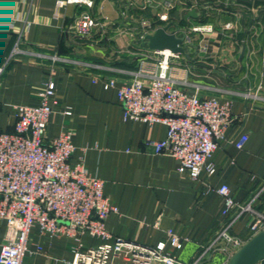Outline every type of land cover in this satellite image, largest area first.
Listing matches in <instances>:
<instances>
[{
  "label": "crops",
  "instance_id": "obj_1",
  "mask_svg": "<svg viewBox=\"0 0 264 264\" xmlns=\"http://www.w3.org/2000/svg\"><path fill=\"white\" fill-rule=\"evenodd\" d=\"M58 1L0 0L16 17L14 29L0 45V64L5 67L0 80V131H15L13 107L36 105L43 82L53 76L56 103L46 140L73 132L75 152L70 165L83 161L88 174L104 182V196L118 209L106 221L107 231L115 239L147 246L165 242L169 234L188 238L181 252L168 251L183 263L192 262L224 221L217 190L229 186L242 203L264 178V0H88L92 8L70 5L63 9L57 8ZM167 3L174 8L169 21L161 23L158 16L167 11ZM194 9L198 18L186 19ZM122 12L129 16L122 17ZM84 15L90 20L82 21ZM229 22L236 25L235 30H225ZM150 23L155 27L148 30L150 35L167 25L170 32L180 30V38L194 27L214 30L203 38L188 32L191 43L185 45L190 58H172L169 70L181 91L233 102L234 122L211 159L216 174L204 176L206 185L179 173L175 158L154 155L146 146L149 141L164 140L166 126L124 122L117 91L104 89L109 78L124 83L140 71L149 74L158 69L162 58L129 36L135 30L131 26ZM20 36L28 54L13 56ZM134 43L139 49L127 50ZM55 54L67 62L54 64L49 58ZM247 92L260 100H245L242 95ZM68 111L70 116L65 114ZM242 135L248 141L238 150L234 142ZM255 207L264 212L261 204ZM7 230L0 220V251ZM260 232L250 215L233 227V234L246 243ZM99 243L88 236L83 239L85 247ZM75 245L66 237L34 229L23 264H70ZM217 257L223 259L220 264L229 262V256L218 253L209 264Z\"/></svg>",
  "mask_w": 264,
  "mask_h": 264
},
{
  "label": "built area",
  "instance_id": "obj_2",
  "mask_svg": "<svg viewBox=\"0 0 264 264\" xmlns=\"http://www.w3.org/2000/svg\"><path fill=\"white\" fill-rule=\"evenodd\" d=\"M70 5L92 8L93 2H57L58 9ZM165 6L167 11L158 16L161 23L169 21V13L174 8L171 3ZM121 15L124 18L129 16L126 12ZM88 20V15L82 17V21ZM15 24L13 11L0 2V45ZM140 26L142 33L139 41L142 42L155 27L153 23ZM224 28L232 31L236 25L229 22ZM190 31L213 33L214 30L211 26H201L185 31L183 36L188 44L191 43L188 36ZM177 32L178 35L181 33L180 30ZM22 44L20 36L13 56L28 54ZM166 52L154 51L162 58L155 72L145 74L140 71L135 79L124 83L109 78L104 89L117 91L124 122H139L150 127L156 124L166 126V138L149 141L146 146L152 149L154 155L175 158L180 164L179 173L188 174L196 184H205L204 176L211 178L216 174L211 159L234 122L233 102H221L216 97L201 99L181 91L169 71L170 60L178 58V55ZM49 59L54 64L67 62L57 54ZM4 73L5 67L0 64V80ZM144 77L148 78V82ZM242 96L245 100H260L258 95L249 92ZM38 98L36 105L13 107L16 117L13 133L0 131V220L8 226L0 251V264L24 263L27 243L34 229L43 235L75 241L70 264H209L218 253L229 256L230 261L246 244L233 234L234 225L243 216L250 215L255 227L264 232V212L255 207L257 204L264 207V178H260L258 187L242 203L235 200L229 186L223 185L217 190L223 201L224 221L190 263L181 262L177 255L168 251L181 252L190 241L188 238L169 234L167 240L157 246L113 238L106 229V221L111 214H117L118 209L104 196V182L89 175L83 161L75 167L70 165L75 152L73 132H63L50 141L46 140L49 119L56 103L53 76L50 75L43 82ZM65 114L70 116L71 112ZM247 141L248 136L242 135L234 146L242 150ZM86 236L100 243L85 247L83 239Z\"/></svg>",
  "mask_w": 264,
  "mask_h": 264
},
{
  "label": "water",
  "instance_id": "obj_3",
  "mask_svg": "<svg viewBox=\"0 0 264 264\" xmlns=\"http://www.w3.org/2000/svg\"><path fill=\"white\" fill-rule=\"evenodd\" d=\"M244 16H249L244 14ZM198 18L197 10L187 13L186 19ZM171 25L156 29L154 34L146 35L142 47L151 51H170L174 55L190 58L189 47L185 37L179 38L177 30L170 32ZM228 264H264V232H260L248 241L229 261Z\"/></svg>",
  "mask_w": 264,
  "mask_h": 264
},
{
  "label": "rangeland",
  "instance_id": "obj_4",
  "mask_svg": "<svg viewBox=\"0 0 264 264\" xmlns=\"http://www.w3.org/2000/svg\"><path fill=\"white\" fill-rule=\"evenodd\" d=\"M159 13H161V12H159ZM131 28L132 29H135V30L129 33L130 38H135V40L139 41L140 40V37H141V33H142V27L137 24L136 26H131ZM213 33H214V31H213ZM213 33L202 32V33H196V34L200 35L201 38H203V35L204 36L205 35H211ZM135 45H136L135 43L134 44H131V45H127V48H128L127 50H129V49H139L140 45H136V46ZM133 58H135V57H133ZM129 59H132V58H128L127 61ZM222 260L223 259H221L220 257H217L214 260L213 264H220L222 262Z\"/></svg>",
  "mask_w": 264,
  "mask_h": 264
},
{
  "label": "bare ground",
  "instance_id": "obj_5",
  "mask_svg": "<svg viewBox=\"0 0 264 264\" xmlns=\"http://www.w3.org/2000/svg\"><path fill=\"white\" fill-rule=\"evenodd\" d=\"M166 53H169V51H167Z\"/></svg>",
  "mask_w": 264,
  "mask_h": 264
}]
</instances>
